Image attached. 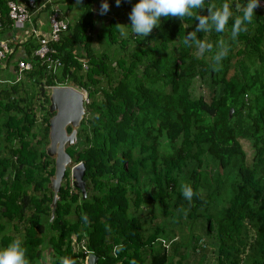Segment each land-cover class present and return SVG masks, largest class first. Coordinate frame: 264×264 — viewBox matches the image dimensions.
Here are the masks:
<instances>
[{
	"label": "trees",
	"instance_id": "trees-1",
	"mask_svg": "<svg viewBox=\"0 0 264 264\" xmlns=\"http://www.w3.org/2000/svg\"><path fill=\"white\" fill-rule=\"evenodd\" d=\"M7 1L0 0L2 26L9 22ZM63 2L61 18L73 8L79 13L49 43L59 65L47 68L33 53L36 42L25 59L31 69L18 80L0 78V247L22 237L31 264L62 258L84 264L87 252L96 264H171L164 242L174 245L172 229L184 228L202 209L216 243L215 264H264V8L254 9L253 23L234 41L231 21L225 33H197L214 46L220 38L231 46L214 68L215 47L201 56L192 41L183 45L196 20L162 17L148 37L125 38L117 24L131 23L138 0L120 6L107 0L109 16L98 29L94 0ZM225 2L239 14L236 6L246 0H205ZM93 34L107 50L95 52ZM14 52L9 49L3 69L16 72L21 57ZM197 82L207 85V100L193 93ZM56 85L85 91L76 141L65 148L72 164L83 165L85 196L65 167L51 216L47 183L54 166L44 147L52 115L47 90ZM241 139L253 150L250 164ZM205 157L227 171L224 181L209 174ZM182 182L196 193L191 202ZM222 196L226 204L211 212Z\"/></svg>",
	"mask_w": 264,
	"mask_h": 264
},
{
	"label": "clouds",
	"instance_id": "clouds-1",
	"mask_svg": "<svg viewBox=\"0 0 264 264\" xmlns=\"http://www.w3.org/2000/svg\"><path fill=\"white\" fill-rule=\"evenodd\" d=\"M115 2L117 6H120L121 0H115ZM259 6V0H246L245 4L236 6L239 14H234L233 6L227 2L217 6L215 3L206 5L205 0H138L129 13L131 23L129 25L117 24V26L122 37L126 38L131 33L146 38L154 28L160 27L162 17L165 20L170 18H179L182 21L185 18L196 20L198 23H196L194 30L184 36L183 45L189 47V41H192L196 46L198 55L201 56L205 52H212L215 47L212 60L214 61L213 67L217 68L230 51L231 46L228 40L220 38L214 46L207 36L203 39H197V33L211 34L213 31L225 33L228 31L231 21L230 39L234 41L241 33L248 31V26L253 23L255 17L254 9ZM205 8L207 14H200V10ZM108 11L109 4L107 0H103L100 14L104 15ZM180 188L184 199L191 202L193 196L196 195L191 185L182 182ZM122 250V245L115 248L117 253ZM0 264H31L22 237L18 236L6 246L0 247ZM60 264H68V262L62 258ZM71 264H75V261H71Z\"/></svg>",
	"mask_w": 264,
	"mask_h": 264
},
{
	"label": "water",
	"instance_id": "water-1",
	"mask_svg": "<svg viewBox=\"0 0 264 264\" xmlns=\"http://www.w3.org/2000/svg\"><path fill=\"white\" fill-rule=\"evenodd\" d=\"M47 110L52 115L48 119L47 144L44 147L45 154L53 160V175L49 177L47 187L51 191L50 211L58 199L57 193L63 177L65 167L69 166L71 159L65 152L67 146L76 141V131L84 113L83 94L69 85H56L49 88L47 96ZM232 109L228 110L230 116ZM69 127V131H67ZM73 187L80 191L82 198L85 196L83 165L77 162L69 169ZM96 256L88 253L84 263L96 264Z\"/></svg>",
	"mask_w": 264,
	"mask_h": 264
},
{
	"label": "rangeland",
	"instance_id": "rangeland-1",
	"mask_svg": "<svg viewBox=\"0 0 264 264\" xmlns=\"http://www.w3.org/2000/svg\"><path fill=\"white\" fill-rule=\"evenodd\" d=\"M113 4V0H108ZM263 1L259 0V4L262 8H264ZM57 11L62 13L63 10L60 9L59 5L57 4ZM100 9L97 11L98 15L101 17V22L105 23L108 19V14L101 15ZM79 13V9L73 8L69 13L66 14L65 18L67 17L69 20H73L77 14ZM41 20L46 24V13L41 14ZM129 20V18H128ZM130 21V20H129ZM101 23V24H102ZM100 28L99 25L97 26V29ZM104 33V29H101L99 31V34ZM94 35V34H93ZM93 46L95 48L96 53H101L104 50L108 49V46L100 41H98L94 35V42ZM16 54V52H15ZM6 83L2 84L4 86ZM74 88V87H73ZM77 89V88H75ZM78 91L82 92L83 99L86 101V95L85 91L82 89H77ZM47 93H49V89L47 90ZM193 93L195 95L202 94V96L207 100L208 99V91H207V85L201 84V83H195L194 85V91ZM213 93V91L211 92ZM41 112L36 111V127H38L41 123ZM242 148L245 152V162L247 164H250L252 157H253V150L250 146V143L247 140H240ZM205 161L209 163V166L211 167V170L209 174L213 176V178L216 175H219L223 181L224 177L226 175V170H220L218 169L214 164H210V159L205 157ZM74 165L72 163L69 164L70 167ZM228 179V177L226 178ZM72 182V179L69 175V183ZM72 185V183H71ZM221 188V186H220ZM206 189L202 190V194H204ZM226 200L224 196H222V199L218 201L216 204H211L210 211L214 212L215 209H218L220 206L225 205ZM209 211V212H210ZM207 216V213L204 212L202 209L199 211V215L197 218L191 219L190 222H187L184 228H179L178 226H175L176 228L172 229L171 235L176 237L175 244L169 242L165 243V250L171 257V264H175L176 260L179 259L178 264H215V250H216V243L213 237V233L206 232L205 228V218ZM200 218V219H198ZM161 218H155L154 222H158ZM167 227V226H166ZM175 247V249H173ZM46 264V263H45Z\"/></svg>",
	"mask_w": 264,
	"mask_h": 264
},
{
	"label": "crops",
	"instance_id": "crops-1",
	"mask_svg": "<svg viewBox=\"0 0 264 264\" xmlns=\"http://www.w3.org/2000/svg\"><path fill=\"white\" fill-rule=\"evenodd\" d=\"M19 4H25V0H9ZM7 1V2H9ZM33 6L29 9L31 13V20L30 22H24L21 24H13L9 20L8 24L1 25L0 23V38L4 39L8 42L9 49H15L13 54V58L21 57V60H25L27 58V50L29 49L30 44L38 43L37 37H41L46 35L49 32L50 27V15L53 13L54 9L57 11V4L64 3V0H32ZM62 1V2H61ZM103 0H94L93 3V13L98 18V25L101 24V20H99L98 10L101 8ZM108 3V2H107ZM59 10V9H58ZM53 11V12H52ZM58 12V11H57ZM46 13V24L41 20V14ZM59 14V12H58ZM62 13L59 14V19L63 20L64 22L68 20L66 19V15H62L63 18L60 17ZM66 23V22H65ZM37 33V34H36ZM36 34V35H35ZM27 45L24 47V45ZM37 49V48H36ZM35 49V50H36ZM33 51V53L35 52ZM5 58L3 59L2 63L4 62ZM2 63L0 64V78H2L3 74H10L7 78L8 80H12L15 77V71L11 67L9 70H5L2 68ZM22 75V73H21ZM6 80V81H8Z\"/></svg>",
	"mask_w": 264,
	"mask_h": 264
},
{
	"label": "built area",
	"instance_id": "built-area-1",
	"mask_svg": "<svg viewBox=\"0 0 264 264\" xmlns=\"http://www.w3.org/2000/svg\"><path fill=\"white\" fill-rule=\"evenodd\" d=\"M32 6H33L32 0H25L24 5L15 3L13 1L7 2V19L13 24L30 22L31 13L29 12V9ZM53 11H52L53 13H51L50 15L49 32L44 36L37 37L38 47L34 52V54L38 58L42 59L46 63L47 68H51V69L59 65V61L58 59L51 58V56H49V54L53 51L49 47V43L57 41L60 36V33L63 32L66 28V23L63 20L59 19L58 12L55 9ZM8 53H9L8 42L0 38V64L2 63L3 59L6 58ZM82 65L84 66V64ZM15 69L16 72H15V77L13 79L18 80L20 79L22 72L31 69V65L29 62L25 60H17ZM80 247L84 249L83 242L80 243Z\"/></svg>",
	"mask_w": 264,
	"mask_h": 264
}]
</instances>
